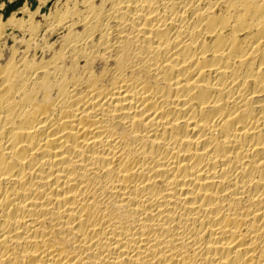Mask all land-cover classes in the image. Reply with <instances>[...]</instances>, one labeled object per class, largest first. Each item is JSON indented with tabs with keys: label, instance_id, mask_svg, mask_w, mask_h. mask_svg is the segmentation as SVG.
Masks as SVG:
<instances>
[{
	"label": "bare ground",
	"instance_id": "bare-ground-1",
	"mask_svg": "<svg viewBox=\"0 0 264 264\" xmlns=\"http://www.w3.org/2000/svg\"><path fill=\"white\" fill-rule=\"evenodd\" d=\"M68 1L0 0V264H264V0Z\"/></svg>",
	"mask_w": 264,
	"mask_h": 264
},
{
	"label": "rangeland",
	"instance_id": "rangeland-1",
	"mask_svg": "<svg viewBox=\"0 0 264 264\" xmlns=\"http://www.w3.org/2000/svg\"><path fill=\"white\" fill-rule=\"evenodd\" d=\"M26 1L27 0H8V3L7 4L10 5V6H14V8L16 7V9H15L14 12L16 14H18L20 17H22L24 19H28V16L29 15L26 13L27 10L22 11V6L19 5V4H25ZM37 1H41V0H37ZM57 1H60V0H46L45 3H43V4L39 3V5H38V7H39L38 16L39 17L40 16L41 17L44 16V17L48 18V20L44 24H42L40 26V28L38 29L37 34L32 37L33 38L32 39L33 42L34 41L38 42L39 41L38 38L40 39L42 37V39L40 40V42H38L37 44L35 42V46L36 45L38 46V45L42 44V42L45 41V39H46L47 36L50 37V43H53V42L56 41V39H58L59 37H61L64 34V33L61 34L62 31H56L55 23H53V25H50V23L54 22V20H51L50 19V14L55 9V6L54 5H55V3ZM72 3H73V0L68 1L67 7H70L71 8L72 7ZM25 9H27V8H25ZM6 33L9 36L10 35L13 36L12 38L14 40L13 41L12 38L9 37L8 42H7L8 43V47H11L13 45H15V47H16V45H19L17 47H19L22 50L25 49V42H26V40H28V39L31 38L30 34L26 33V31L20 30V29H17V28L12 29V28L8 27L6 29ZM22 38H23V40H22ZM24 40H25V42H23Z\"/></svg>",
	"mask_w": 264,
	"mask_h": 264
}]
</instances>
